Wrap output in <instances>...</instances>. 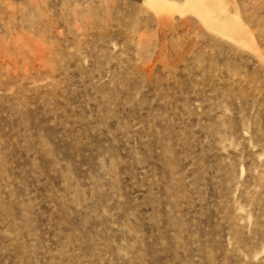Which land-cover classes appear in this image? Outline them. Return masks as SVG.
Instances as JSON below:
<instances>
[{"label":"rangeland","instance_id":"374dc122","mask_svg":"<svg viewBox=\"0 0 264 264\" xmlns=\"http://www.w3.org/2000/svg\"><path fill=\"white\" fill-rule=\"evenodd\" d=\"M0 264H264V0H0Z\"/></svg>","mask_w":264,"mask_h":264}]
</instances>
